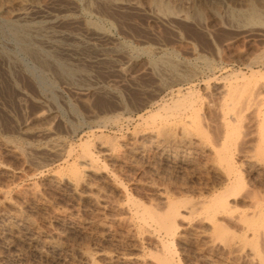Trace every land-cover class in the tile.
<instances>
[{
  "label": "rangeland",
  "instance_id": "rangeland-1",
  "mask_svg": "<svg viewBox=\"0 0 264 264\" xmlns=\"http://www.w3.org/2000/svg\"><path fill=\"white\" fill-rule=\"evenodd\" d=\"M25 1L0 0V188L10 196L8 203L0 198V264H84L81 251L96 264H158L154 256L165 251L158 239L171 242L178 264H260L247 243L241 254L229 253L196 214L181 211L172 236L154 222L138 229L125 202L131 196L159 213L165 205L157 192L191 199L211 185L213 175L198 164L204 158L197 155L192 166L161 158L163 145L171 154L186 146L149 136L152 123L145 112L169 102L179 87L174 75L188 69L249 76L252 68L263 76L250 83L264 85V0ZM251 7L261 14L259 23L245 20ZM198 92L204 100L215 95L200 87ZM211 110L203 111L211 117L204 121L209 125L203 123L215 135L218 117ZM245 122L240 136L251 133L247 140L254 141L256 126L251 119ZM111 141L109 158L96 146ZM85 142L100 172L96 167L86 186L71 193L53 177L68 178L66 167L80 165ZM105 174L115 176L124 190L109 184ZM244 174L248 184L261 187L260 178ZM89 195L98 198L96 205ZM18 209L60 244L59 254L41 257L28 233L8 229L9 215ZM231 227L239 241L241 228Z\"/></svg>",
  "mask_w": 264,
  "mask_h": 264
},
{
  "label": "bare ground",
  "instance_id": "bare-ground-1",
  "mask_svg": "<svg viewBox=\"0 0 264 264\" xmlns=\"http://www.w3.org/2000/svg\"><path fill=\"white\" fill-rule=\"evenodd\" d=\"M24 1L25 0H22V4ZM243 15H246L245 17L247 19H244L251 21V23L253 21V23L256 21L259 23V20L262 19L260 12L257 11L255 7H251L248 13ZM248 69L249 76L233 72V74L227 73L226 75L222 74V72H216L215 68H206L205 72L203 69H201L203 70L202 72L200 70L197 71L196 69H188L186 70L187 72H184L183 74H181L180 71V74L174 75L176 77L174 80H177L175 84L179 86L175 89L176 94L172 96L169 102H164L158 106L156 112H145L147 115L146 121H150V123H152L149 124L151 127L146 133L149 134V136L153 135L152 137H155L156 139L159 135H162L165 139L162 140V144H166V142L169 143L168 141H177L182 144V146H186L185 149L175 148L173 152L174 154H171L172 152L169 153L167 152L168 149H165L166 145H163L164 149L161 147L163 150L160 156L165 161H170L174 158L175 160L180 161V163L192 166L198 156L204 158V161H200L198 164L202 168L210 171L213 175V180H211L212 183L209 187L206 186L205 188H199L200 190L196 191V197L191 199L174 198L171 197V195L169 196L164 190H161L162 192H157L162 200L161 202L165 205L164 210L159 213L153 211V209L151 210L149 208L150 206L147 207L148 205L143 206L142 204L140 205V203L134 201V199H130L131 196H127L126 198L127 201L125 204H127V202L129 204L126 205L125 209L129 212V215L132 218L134 216L136 220H138L139 224L137 226L140 227L138 229H143L144 231L145 228L150 226V223L154 222V225H157L160 231H163V233L170 236L176 232L175 229L177 228V220H180V218L184 216L181 211H184L189 215L196 214L200 216V222L211 231V234H214L217 236L216 238H219H214L215 241L221 239L222 242H225V245L223 244L224 248L226 246L229 253L230 251H233L238 254L244 248L242 245L247 243V247L252 246V249H250L249 252H251L253 259H257L260 261V264H264V248H261L260 250V246L258 247V238L262 237L259 235L262 234L264 238V85L260 86L259 84L258 87H256L254 85L257 82L256 81L254 84L252 82L253 86L250 83V80L252 77L256 75L258 76L261 73L260 71L252 68ZM262 74L260 76H263ZM259 86H263V88L259 90ZM181 87H184V92ZM199 87L203 89V92L209 90L217 95V97L215 95H211L209 99L204 100L202 97L204 94L201 96L199 94L201 90L198 92ZM208 93L206 92V94ZM206 96L208 97V95ZM212 96L217 98L213 97L216 101L211 99ZM209 107L213 108L212 110L210 109L211 112H214L215 110L217 114L216 117H218V119L214 117L218 120L216 121L217 124L215 123L217 125L214 132L215 135H211L210 132H208V128H210V126H207V130L204 125V123L207 124V122H204L205 119L210 116L208 117L207 115L206 118L203 111L207 109L208 112ZM140 117H143V115ZM249 119H251V122L256 126V130L254 131V141L251 140L252 137L251 139L249 138L250 141L247 140V137L249 136L248 134L251 133H246L243 134V136H240L242 134L241 127L243 128L242 124L247 123L245 121ZM109 121H112L111 123H116L117 119L110 118ZM208 134L214 137L211 139V136L209 137ZM89 135L91 136V134ZM131 137L136 140V134L134 136L131 135ZM95 138L96 141L98 139V142H103L97 136ZM84 144H86V142ZM103 144L98 143V146L96 147L103 148V152H105L104 155L112 158V152L115 147L114 144L112 145V141L111 145H108V147H105L107 145ZM160 144L157 147L162 145ZM94 146L95 145H93V147ZM85 147L86 149H82L83 151L80 149L82 152H80V162H78V164H80L78 166L80 167L76 164H71L66 167V171L69 173L68 178H65L63 175H55L53 177L57 184L65 183V186L71 193H76L79 188L86 186L87 179L85 178H87L89 174L98 173L99 167L96 165L98 158L92 154L93 152L91 153L88 151L87 144ZM77 160L79 161V159ZM104 167H102L103 170ZM246 172L252 173L255 177L260 178L263 182L261 187L248 184L244 179L245 177H243ZM106 181L115 187L123 189L122 183L120 184V181H118L115 176L113 177L108 175ZM81 189H83V187ZM88 189H90L89 186ZM191 193L193 194V192ZM9 197L8 190L0 188V198L4 202L8 203L10 200ZM95 197L96 196L92 197L89 195L87 199L96 205L98 203V198L96 200ZM21 213L22 212L18 209L9 215L11 221L8 229L10 231H12V229H19L28 233V236H30V238L28 237L29 242L33 245L34 251L41 257L47 258L50 254H59L61 251L60 244L52 238L49 239L47 236H43L41 232L33 227L31 221L25 220V217H23ZM71 223L72 222L69 220V224ZM232 225L234 227L239 226L242 230V235L237 236L240 240L237 238L239 241H236L240 243L235 242L236 236L230 232V227ZM159 240L160 239H158V242L160 243L158 244H161L165 251L162 255L157 253L158 256L156 255L154 258L156 257L155 259L158 260L160 264H178L177 260L174 259V250L172 251V247L170 248L168 245L171 244V242L168 241L167 244V241L164 242L161 239L164 242L163 243ZM214 240H210L212 245L215 243ZM262 244L264 245L263 242ZM105 254L103 255L101 253L103 257L111 259V257H108ZM80 255L84 264H96L94 258L89 253L81 251Z\"/></svg>",
  "mask_w": 264,
  "mask_h": 264
}]
</instances>
